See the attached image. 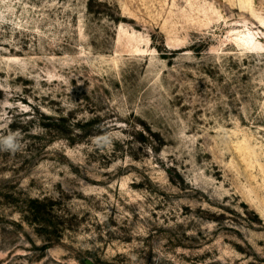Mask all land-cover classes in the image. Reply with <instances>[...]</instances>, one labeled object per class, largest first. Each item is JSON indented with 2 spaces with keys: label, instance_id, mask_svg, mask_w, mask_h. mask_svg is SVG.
Returning a JSON list of instances; mask_svg holds the SVG:
<instances>
[{
  "label": "rangeland",
  "instance_id": "rangeland-1",
  "mask_svg": "<svg viewBox=\"0 0 264 264\" xmlns=\"http://www.w3.org/2000/svg\"><path fill=\"white\" fill-rule=\"evenodd\" d=\"M10 132L0 264H264V0H0Z\"/></svg>",
  "mask_w": 264,
  "mask_h": 264
},
{
  "label": "clouds",
  "instance_id": "clouds-1",
  "mask_svg": "<svg viewBox=\"0 0 264 264\" xmlns=\"http://www.w3.org/2000/svg\"><path fill=\"white\" fill-rule=\"evenodd\" d=\"M112 138L109 134L98 136L94 139V143L100 149L107 148L111 145ZM23 148L22 137L19 132H10L5 136H0V151L15 154Z\"/></svg>",
  "mask_w": 264,
  "mask_h": 264
}]
</instances>
